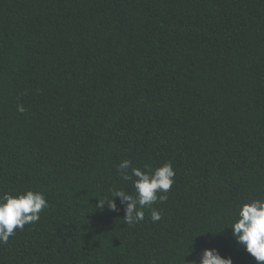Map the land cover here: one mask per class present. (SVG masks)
Listing matches in <instances>:
<instances>
[{
  "label": "trees",
  "instance_id": "trees-1",
  "mask_svg": "<svg viewBox=\"0 0 264 264\" xmlns=\"http://www.w3.org/2000/svg\"><path fill=\"white\" fill-rule=\"evenodd\" d=\"M124 159L172 163L162 219L96 209ZM28 189L0 264H256L229 226L264 198V0H0V193Z\"/></svg>",
  "mask_w": 264,
  "mask_h": 264
},
{
  "label": "clouds",
  "instance_id": "clouds-1",
  "mask_svg": "<svg viewBox=\"0 0 264 264\" xmlns=\"http://www.w3.org/2000/svg\"><path fill=\"white\" fill-rule=\"evenodd\" d=\"M18 111H25L23 105H18ZM117 174L124 181H132L135 195L123 188L114 189L110 197H96V209L103 211L106 206L108 210L117 211L114 198L119 197L124 205L123 220L127 225L143 221L146 208L150 210L153 222L162 219L160 211L152 208V205L158 200L163 202L168 199L167 193L175 176L172 163L165 162L155 169L145 164L141 169L133 167L131 160L124 159L117 165ZM48 207L49 203L40 191L28 189L16 195L0 193V243H6L16 229L23 230L26 224L37 222L40 213ZM229 227L237 244L255 259L256 264H264V198L244 202ZM190 264H233V260L222 256L215 248H204L199 260H193Z\"/></svg>",
  "mask_w": 264,
  "mask_h": 264
}]
</instances>
